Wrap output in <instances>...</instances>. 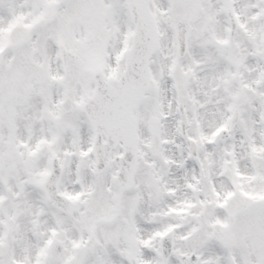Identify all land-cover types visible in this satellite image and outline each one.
Masks as SVG:
<instances>
[{"label": "snow or ice", "instance_id": "obj_1", "mask_svg": "<svg viewBox=\"0 0 264 264\" xmlns=\"http://www.w3.org/2000/svg\"><path fill=\"white\" fill-rule=\"evenodd\" d=\"M0 264H264V0H0Z\"/></svg>", "mask_w": 264, "mask_h": 264}]
</instances>
